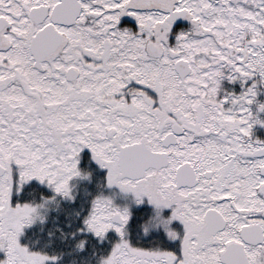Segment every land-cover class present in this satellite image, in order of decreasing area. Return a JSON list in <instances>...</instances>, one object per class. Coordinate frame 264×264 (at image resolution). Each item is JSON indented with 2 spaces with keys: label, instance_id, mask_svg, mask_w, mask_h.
<instances>
[{
  "label": "snow or ice",
  "instance_id": "obj_1",
  "mask_svg": "<svg viewBox=\"0 0 264 264\" xmlns=\"http://www.w3.org/2000/svg\"><path fill=\"white\" fill-rule=\"evenodd\" d=\"M0 264H264V0H0Z\"/></svg>",
  "mask_w": 264,
  "mask_h": 264
}]
</instances>
